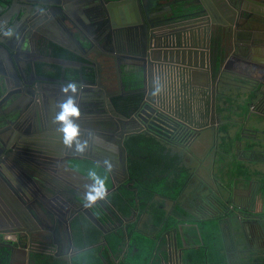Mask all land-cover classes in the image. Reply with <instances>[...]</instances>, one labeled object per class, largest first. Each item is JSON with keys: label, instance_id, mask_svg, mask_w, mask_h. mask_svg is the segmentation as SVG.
<instances>
[{"label": "flooded vegetation", "instance_id": "1", "mask_svg": "<svg viewBox=\"0 0 264 264\" xmlns=\"http://www.w3.org/2000/svg\"><path fill=\"white\" fill-rule=\"evenodd\" d=\"M231 87H242L248 110L264 119V0H0V264L193 260L202 226L214 238V217L202 223V215L229 199L204 198L199 185L179 202L198 176L186 167L168 175L165 195L152 190L130 203L118 188L143 160L158 172L170 169L168 146L199 164L192 148L206 131L210 155L222 125L217 101L235 99ZM69 102L79 115L58 120ZM68 124L78 135L66 143ZM249 126L239 136L257 140ZM148 138L162 153L141 155ZM233 141L225 159L246 177L243 163H260L264 152ZM81 159L111 179L94 202L87 194L101 183L77 168ZM179 227L190 247L179 248ZM152 229L160 241L165 234L164 251L156 252Z\"/></svg>", "mask_w": 264, "mask_h": 264}, {"label": "crops", "instance_id": "2", "mask_svg": "<svg viewBox=\"0 0 264 264\" xmlns=\"http://www.w3.org/2000/svg\"><path fill=\"white\" fill-rule=\"evenodd\" d=\"M262 135H264V132ZM250 140L251 138L248 140L243 134V137L240 138L241 149H249L250 147L247 148L246 145L251 142ZM262 143L264 144V140ZM253 148L258 149V146H253ZM262 159L261 162H264V156ZM254 162L256 163V161L249 160L243 163V168H247L250 173L246 177L229 175L226 186L219 185V189L216 186L214 187V198L223 197L229 199V201L225 203L224 207L222 206L223 200L217 201L218 203L214 202L213 242L208 245L200 239L196 244L202 250V253L206 255L205 261L197 263L189 259L188 263L184 264H264V192L261 193L259 186L256 195L250 190L253 188V183L256 185L260 183V181H257L258 179L251 175V166L254 165ZM237 165L239 164L237 163ZM231 205L233 209L229 208ZM225 207L228 209L224 210ZM240 216L244 217L246 222H241ZM180 229L186 230V228L179 227L175 232L179 248L183 249L189 245L184 244L186 236L179 232ZM151 234L152 241L157 247L156 252L164 251L165 234L162 235V241L157 239L159 235L157 229H152ZM208 250H211V255L214 254L212 256L213 261L210 262L208 260ZM156 259L158 260V257Z\"/></svg>", "mask_w": 264, "mask_h": 264}, {"label": "rangeland", "instance_id": "3", "mask_svg": "<svg viewBox=\"0 0 264 264\" xmlns=\"http://www.w3.org/2000/svg\"><path fill=\"white\" fill-rule=\"evenodd\" d=\"M230 90V95L235 96V99L231 97V99H218L217 101L219 117L222 125L217 127V130L215 131L216 146L215 149L209 151L210 155L204 156L205 152L209 150L211 145L210 137L212 135H210L209 131H206L202 135L200 144L196 142L194 148H192L193 152L201 160L199 164L192 159V156L189 154V152L178 148H171L168 146L171 153L170 158L172 159V166L169 169V171L171 172L170 175H176L178 168L181 167H186L189 172H194L195 169H197L196 171H198V176L193 178L187 185V189L183 193L184 196L182 197V201L180 200V198L177 199V201L180 200L179 202H182L183 204V200L186 196L189 195L193 187L199 185L203 186L204 192L202 196H204L205 198L210 196V194H214L213 188L215 186L218 189L220 188L219 185L226 186V180L229 179V175H239L238 173L242 171V168L240 167V165L236 167L232 163L229 164V161H226L225 159L227 158L225 154L229 152V150H232L234 136H236V140H240V138L242 137L239 135L244 123L250 125L249 128H253L251 130L252 136L257 138V140L251 139V145L256 144V146H258L257 150H261V152L264 151V144L262 143V141L264 140V135H262V133L264 132V119L262 118V116L256 113L255 107L253 108L250 106L249 110L244 111L245 107L247 106L246 103L249 99H242L243 96H246L248 94L244 92L242 87H231ZM243 112H246V114L249 113V117L247 118V120H243ZM255 128H262L263 131L261 133H256L254 131ZM256 163L254 162V165L252 164L251 168H255L257 170H255V172L251 170V173L252 177L258 179V182L260 181L259 184L257 183V186L260 187L262 193V191L264 192V162H261V164L258 162ZM255 164L260 166L258 167ZM173 184L174 182L171 183L172 187L174 186ZM159 202L162 201H160V198L157 197L154 204L157 206ZM164 204L166 208H169L171 206V202L169 200L164 201ZM185 217L189 218L190 216L186 215ZM202 217L204 220H202L201 222L206 223V217H209V219L210 217H214V212L211 216L203 214ZM213 219L214 218H212V220ZM202 227L204 228L202 234L204 236V244L209 245L213 242V240L211 239V236H209V231L208 229H206V226L204 225ZM213 255H211V250H208L209 262L213 261ZM204 259L205 257L201 259L202 262L205 261Z\"/></svg>", "mask_w": 264, "mask_h": 264}, {"label": "trees", "instance_id": "4", "mask_svg": "<svg viewBox=\"0 0 264 264\" xmlns=\"http://www.w3.org/2000/svg\"><path fill=\"white\" fill-rule=\"evenodd\" d=\"M134 79L135 80L141 79L140 73L134 75ZM245 110H248V105L245 107L244 111ZM148 144L152 146L148 147ZM142 145H147V147L143 149L144 151L142 152L143 154L141 155H146V153L149 152V149L151 150L155 149L156 152H158L159 154L162 153L163 151V147H160L161 145L159 143L156 142V144L153 145L152 141L149 138L148 140L142 141L140 146ZM76 165L79 170L89 175L95 181H98L105 186H111V179H110L108 172L105 169L93 163L92 161L87 160V159H81V160H78V162H76ZM141 165L142 166L140 170L135 165L132 167L130 166V168L132 169L131 175L133 176L131 181L129 182V184L120 185L118 188V190L123 191L124 197L128 200V202L133 203V200L137 196H145V197L148 195L150 196L151 195L150 193L152 190H155L157 193L159 192L164 195L168 194L169 188L167 189L165 181L168 179V175L171 173L169 169L166 172H163V171L158 172V169L152 166L149 167L146 160L141 161ZM156 174L157 175L162 174L163 176L159 178L157 181L151 178L152 175H156ZM156 178L158 177L156 176ZM143 201L145 202V200ZM128 211H129V208H128ZM203 256H205V254L202 253V250L198 249L193 260L197 263H201L202 262L201 259L203 258ZM5 261L6 262L4 264H8V260H5Z\"/></svg>", "mask_w": 264, "mask_h": 264}, {"label": "clouds", "instance_id": "5", "mask_svg": "<svg viewBox=\"0 0 264 264\" xmlns=\"http://www.w3.org/2000/svg\"><path fill=\"white\" fill-rule=\"evenodd\" d=\"M63 110L58 115L57 119L60 121H65L69 115H79L78 109L73 107L71 102L66 103L62 106ZM65 132V142H69L73 137L78 135V130L76 127L68 124L64 128ZM104 194V187L101 184L100 187H95L87 194V199L90 202H94L98 198H101Z\"/></svg>", "mask_w": 264, "mask_h": 264}, {"label": "water", "instance_id": "6", "mask_svg": "<svg viewBox=\"0 0 264 264\" xmlns=\"http://www.w3.org/2000/svg\"><path fill=\"white\" fill-rule=\"evenodd\" d=\"M122 141H123V139L120 140L119 144H120L121 153L123 154V158H124V155H126V149H125V146L123 145ZM86 157L89 158V159H91V160H93V161L98 162V159H96L94 157H91L90 155H87ZM103 167L111 171V169L109 168V166L103 165ZM123 168L125 169L126 175H127L128 172H127V168H126V159L123 161ZM5 232H8V231H5ZM159 260H160L159 261V264H165L162 258H160Z\"/></svg>", "mask_w": 264, "mask_h": 264}]
</instances>
